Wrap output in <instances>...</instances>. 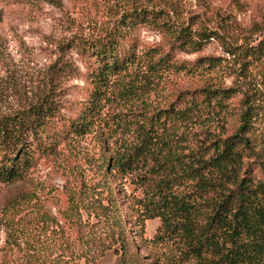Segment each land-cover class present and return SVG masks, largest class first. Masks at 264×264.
Instances as JSON below:
<instances>
[{"label": "rangeland", "instance_id": "rangeland-1", "mask_svg": "<svg viewBox=\"0 0 264 264\" xmlns=\"http://www.w3.org/2000/svg\"><path fill=\"white\" fill-rule=\"evenodd\" d=\"M208 33L212 38L194 50ZM110 35H125L122 52L159 49L172 65L162 72L144 61L135 66L136 100L104 108L98 134L118 132L132 114L166 109L179 93L230 89L228 107L206 139L231 136L247 111L251 149L244 164L248 176L264 178V0H0V124L52 101L60 134L51 151L34 155L25 180L0 184V264H26L31 248L42 252L49 219L62 225L81 192L83 161L95 155L94 132L66 134L92 91L88 77L98 62L89 48ZM246 46L255 52L241 54ZM122 91L113 82L109 96L118 101ZM122 187L124 193L112 188L128 239L125 259L117 246L96 264H170L168 248L153 242L160 220H147L141 232L134 214L141 195L128 183ZM87 202L79 214L97 226L93 201Z\"/></svg>", "mask_w": 264, "mask_h": 264}, {"label": "trees", "instance_id": "trees-1", "mask_svg": "<svg viewBox=\"0 0 264 264\" xmlns=\"http://www.w3.org/2000/svg\"><path fill=\"white\" fill-rule=\"evenodd\" d=\"M124 36L110 35L89 48L98 62L88 77L92 91L66 135L74 139L94 132L95 155L83 161L86 178L79 177L81 192L67 208L64 223L58 226L49 219L57 230L52 224L45 228L47 246L42 252L31 248L26 264H96L117 246L125 259L128 239L112 188L124 193V183L141 195L136 212L131 209L141 220V232L147 220H160L153 242L168 248L170 264H264V178L248 176L244 164L251 149L250 114H240L231 136L206 139L228 107L232 90L179 93L166 109H153L150 116L132 114L118 132L105 137L97 133L104 108H125L136 100L135 66L144 61L152 71L162 72L172 65L169 54L159 49L139 56L136 46L120 51ZM211 38L210 33L201 37L193 49L199 51ZM239 50L255 52L247 46ZM113 82L123 89L118 101L109 96ZM55 112L48 101L0 124V184L25 180L34 155L60 142ZM84 201H93L97 226L82 220Z\"/></svg>", "mask_w": 264, "mask_h": 264}]
</instances>
